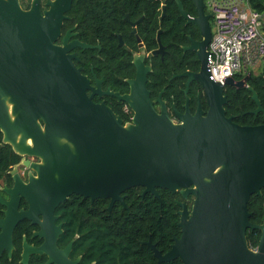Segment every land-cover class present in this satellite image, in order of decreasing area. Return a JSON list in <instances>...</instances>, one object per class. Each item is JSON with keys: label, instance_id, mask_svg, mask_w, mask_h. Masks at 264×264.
<instances>
[{"label": "water", "instance_id": "95a60500", "mask_svg": "<svg viewBox=\"0 0 264 264\" xmlns=\"http://www.w3.org/2000/svg\"><path fill=\"white\" fill-rule=\"evenodd\" d=\"M70 1L47 0L49 8L41 12L38 0L27 10L19 0H0V131L2 143L16 154L40 160L30 164L36 176L24 186L31 208L50 214L69 195L79 194L110 198V210L115 200L123 203L120 193L135 186L156 197L158 188L184 199L192 195L190 212L185 202H176L181 236L164 259L264 264V215L252 223L247 206L264 187V124L241 126L226 116L224 86L238 82L230 76L221 84L208 75L211 14L205 13V0H192L194 17L175 0L186 22L195 23L202 35L187 47L196 51L200 69L184 73L185 93L191 80L199 81L209 106L204 114L198 104L191 114L186 98L177 123L164 107L154 110L145 85L150 68L139 64L131 94L118 96L135 111L130 120L92 100L95 89L88 94V79L67 53V34L55 42ZM5 203L0 223L11 239L16 222L32 214ZM248 229L260 231L255 247L248 244Z\"/></svg>", "mask_w": 264, "mask_h": 264}, {"label": "flooded vegetation", "instance_id": "af4514ba", "mask_svg": "<svg viewBox=\"0 0 264 264\" xmlns=\"http://www.w3.org/2000/svg\"><path fill=\"white\" fill-rule=\"evenodd\" d=\"M46 1L38 0L41 12L49 8ZM19 2L27 10L32 0ZM174 2L183 21L168 16V0H71L64 12L56 44H60L67 34V53L73 55L74 65L88 79L92 87L87 90L88 94L95 89L92 100L104 103L124 122L128 121L126 116L132 118L135 111L118 96L131 94L130 81L137 76V64L142 69L150 68L146 72L145 85L156 112H162L164 107L177 123L178 114L185 112L186 98L191 114L195 113L198 104L204 114L208 111V101L199 81L191 80L185 93L188 76L184 73H197L199 61L195 70L182 69L186 51L193 52L198 60L196 51L187 47L192 41H201L202 35L195 23L186 22ZM205 13L211 14L210 44L213 15L207 4ZM188 14L194 17L196 11ZM184 37L187 38L186 43ZM155 68L158 73L153 75ZM233 77L238 84L224 86L226 116L241 126L264 124V56L257 63L242 67ZM228 91L235 93L231 102ZM245 95L249 100H245ZM259 105L261 108L255 112ZM18 156V161L0 176V199L3 201H0V219L6 216L8 205L5 202H15L18 212L30 210L32 217H22L16 222L11 239L4 237L5 226L0 223V264H183L180 257L163 258L171 250L175 238L181 236L179 226V234L172 236L169 245L165 244L166 239L162 243L153 240L152 227L148 222L132 224L124 236L119 235L116 230L119 224L114 217L117 215H113V210L115 205H120L122 210L131 212L125 201L127 189L120 193L123 203L115 200L110 210V198L91 199L79 194L69 195L50 214L39 206L31 208L24 186L30 175L36 176L30 164L40 160L36 156ZM22 161H28L29 165ZM135 187L140 188L142 201L148 195L160 201L159 193L156 197L151 192L143 193L142 186ZM175 193L181 198L176 202H185L190 212L192 195L184 199L179 192ZM159 205L161 210V201ZM162 215L166 218L165 214Z\"/></svg>", "mask_w": 264, "mask_h": 264}, {"label": "trees", "instance_id": "16d2710c", "mask_svg": "<svg viewBox=\"0 0 264 264\" xmlns=\"http://www.w3.org/2000/svg\"><path fill=\"white\" fill-rule=\"evenodd\" d=\"M181 2L183 3L184 8L190 14L195 13L192 0H181ZM246 3L248 7L260 12L264 16V0H246ZM168 4L170 8L167 13L168 16H175L176 18L182 20V18L179 16V12L175 9L176 4L174 0H168ZM188 32L190 31L188 30ZM184 38L186 43L187 38ZM170 59L171 57L169 60ZM186 68L193 70L198 68V60L193 52L186 51L183 55L182 69ZM157 73L158 69L155 68L152 74L155 75ZM169 75L170 74H168V76ZM245 92L247 94L249 93L247 90H245ZM226 93L228 95L229 102H231L235 98V93L230 91ZM245 100H249V96L245 95ZM226 108H228V105H226ZM126 119L129 120V117L126 116ZM18 158L19 156L12 150L9 144L2 143V132L0 131V176L10 167V165L18 161ZM139 191V187H131L125 191L127 194L125 201L131 212L122 210L120 205H115L113 215H117L114 217L119 224V227H116V230L118 231L119 235L124 236L132 224L148 222L152 227L153 240L162 243L164 239H166L165 244L169 245V243L172 242V236L179 234V227L177 225L179 220V215L177 213L179 206L177 205L176 200H181L180 195L177 193L172 194L167 189L158 188L160 201L162 202V209L160 210V201L157 198L152 195H148L142 201ZM247 206L248 210L252 213L250 216V221L252 223H260L264 215V187L261 189L260 195L253 194L250 196ZM118 209L121 210L118 211ZM162 213L165 214L166 218H164ZM164 224H166V227ZM164 231H166L165 236ZM246 237L248 244L251 247H255L259 241L260 231L257 229H248Z\"/></svg>", "mask_w": 264, "mask_h": 264}, {"label": "built area", "instance_id": "2783aa9c", "mask_svg": "<svg viewBox=\"0 0 264 264\" xmlns=\"http://www.w3.org/2000/svg\"><path fill=\"white\" fill-rule=\"evenodd\" d=\"M206 4L213 15L207 72L224 84L226 78L264 56V19L246 0H206Z\"/></svg>", "mask_w": 264, "mask_h": 264}, {"label": "rangeland", "instance_id": "374dc122", "mask_svg": "<svg viewBox=\"0 0 264 264\" xmlns=\"http://www.w3.org/2000/svg\"><path fill=\"white\" fill-rule=\"evenodd\" d=\"M263 19H264V16H263Z\"/></svg>", "mask_w": 264, "mask_h": 264}]
</instances>
